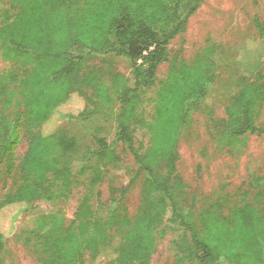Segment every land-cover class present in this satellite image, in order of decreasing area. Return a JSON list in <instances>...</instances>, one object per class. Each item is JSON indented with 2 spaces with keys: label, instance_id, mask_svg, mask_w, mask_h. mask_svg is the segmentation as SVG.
Instances as JSON below:
<instances>
[{
  "label": "trees",
  "instance_id": "trees-1",
  "mask_svg": "<svg viewBox=\"0 0 264 264\" xmlns=\"http://www.w3.org/2000/svg\"><path fill=\"white\" fill-rule=\"evenodd\" d=\"M203 1L8 0L16 12L7 14L0 26V44L10 59L33 58L14 89L8 83L0 88V165L9 173L20 122L28 132L27 150L15 171L17 183L0 199V213L15 205L7 214L12 225L38 202L68 196L74 179L61 157L75 149L76 141L60 130L61 120L87 121L108 108L116 122L114 139L96 136L97 148L91 154L101 165L116 164L121 145L137 165L125 186L111 188L109 209L112 222L122 231L121 245L102 251L101 228L95 220H72L60 228V220L51 215L54 229L63 232L55 237L34 234L40 243L32 253L40 264H82L84 255L93 264L100 255L106 258L103 264H149L156 246L154 230L164 221L186 233L173 264H264V211L258 200L235 204L225 216L209 209L196 214L193 202L183 201L186 186L177 170L178 143L189 113L215 81L214 61L209 57L213 45L190 64L173 56L155 97L153 122L138 117L143 94L155 85L158 68L168 57L169 43L185 30ZM253 23L264 41V23L257 17ZM109 54L126 59L129 66V77L113 74L112 93L96 73H82L90 61ZM241 60L232 61V68L240 69L241 87L226 107V118L216 125L217 134L231 142L264 132V125L257 122L264 100L261 60L251 50ZM85 87L94 90L96 99L86 95ZM134 120L144 123L150 133L144 152L135 147L130 130ZM141 175L134 215L120 213V202ZM93 182H98L96 176ZM251 186H264V177ZM7 231L0 228V264Z\"/></svg>",
  "mask_w": 264,
  "mask_h": 264
},
{
  "label": "rangeland",
  "instance_id": "rangeland-1",
  "mask_svg": "<svg viewBox=\"0 0 264 264\" xmlns=\"http://www.w3.org/2000/svg\"><path fill=\"white\" fill-rule=\"evenodd\" d=\"M15 12L8 0H0V26L6 21L7 14ZM255 17L264 23V0H204L189 18L185 30L169 43L168 57L158 68L155 85L145 91L138 108L141 121L152 123L155 97L166 79L169 61L175 56L190 64L205 47L213 45L209 57L214 61L215 81L206 97L189 113L178 143L177 170L186 186L183 201L186 204L193 202L196 214L209 209L225 216L235 204L255 203L254 200H258L257 206L264 211V186H251L258 177H264V132L246 134L231 142L218 135L216 127L219 120L226 118V107L241 87L240 69H233L235 62L232 61L243 59L244 52L251 50V55L261 60L264 73V41L258 37L253 23ZM32 58L10 59L0 44V88L8 83L9 88L14 89L23 72L30 68ZM88 71L97 74L109 93L113 92L111 79L114 73L122 72L129 77L126 59L110 54L90 61L82 73ZM14 74L15 79L12 78ZM84 92L92 100L96 99L91 87H85ZM2 102L0 95V106ZM112 107L116 109L117 104L113 102ZM104 111L106 113L94 115L87 121L58 122L60 130L76 141L75 149L61 157V162L71 169L74 179L71 190L66 198L41 201L35 209L22 212L12 223L14 232L10 230L12 225L7 214L16 206L10 205L0 213V228L8 230L4 233L5 250L1 264H40L32 253L40 243L34 234L55 237L63 232L54 229L51 215L60 220V228H65L72 220H95L101 228L98 246L102 251L121 245L122 231L112 222L109 209L111 188L125 186L135 175L137 165L121 145L117 147L121 160L116 164L101 165L91 154L97 148L96 136L105 137L109 142L114 139L116 122L109 116L108 108ZM9 114L12 115V109ZM257 122L264 125V100L259 103ZM144 123L134 120L130 124L135 147L140 152L150 145V133ZM17 131L18 137L12 148V171L9 173L4 165H0V199L17 183L15 171L27 150L28 132L22 122ZM95 176L98 182L94 183ZM142 179L143 175L120 202V213L134 215L140 200ZM261 190L263 192L258 194ZM256 193L258 199L254 198ZM154 234L156 246L149 264H173L178 244L186 233L164 221ZM83 259L82 264H93L87 255ZM105 260L100 255L96 264H103ZM223 264L227 262L223 261Z\"/></svg>",
  "mask_w": 264,
  "mask_h": 264
}]
</instances>
